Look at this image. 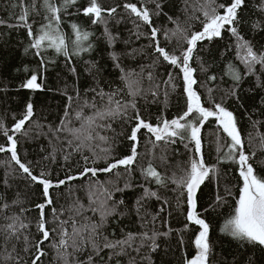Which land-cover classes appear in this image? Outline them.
Segmentation results:
<instances>
[{"label": "snow or ice", "instance_id": "1", "mask_svg": "<svg viewBox=\"0 0 264 264\" xmlns=\"http://www.w3.org/2000/svg\"><path fill=\"white\" fill-rule=\"evenodd\" d=\"M3 11L0 264H264V0Z\"/></svg>", "mask_w": 264, "mask_h": 264}, {"label": "trees", "instance_id": "2", "mask_svg": "<svg viewBox=\"0 0 264 264\" xmlns=\"http://www.w3.org/2000/svg\"><path fill=\"white\" fill-rule=\"evenodd\" d=\"M6 0H0V16H4L6 15L3 11V7L5 5ZM106 3H110L111 0H105ZM24 38V33L20 32V33H16V32H12L11 35L8 34V30L6 29H0V49L4 50V53H8L11 52L12 56L15 57V60L9 59V63H14V64H19L20 60L22 59V57L20 56V49L17 48V44L18 41ZM56 71H59V69H57ZM7 72L4 68V66L2 64H0V79L3 78V75H6ZM13 76L17 75L16 73H12ZM18 82V81H17ZM50 82L54 85L55 84V71L50 73ZM13 96L15 97V99H10L8 101V106H10V108L12 110L15 111H19L20 105L22 104L23 99H25L27 97V92L26 91H22L19 95V97H16V94L13 93ZM58 98H53L51 96H45V95H40L37 98V107L38 109L41 108V106H46V105H52L53 107L55 106L56 100ZM173 103H175V101H173ZM5 106L3 104H0V112H2L3 108ZM175 109L173 108V110L171 112H169V116H171L172 114H174ZM39 114V112H38ZM8 123H11V112H9V120ZM209 127L206 125L205 126V130L203 132V135L205 136L206 139L209 138ZM206 148H207V144H206ZM182 151V149H181ZM259 155V154H258ZM3 157L0 156V159H2ZM213 158H214V154H213ZM215 191V188L213 185H209L208 187L204 188V192L206 194V196L212 195ZM225 214L227 213L228 209L225 208L222 210ZM217 221H214V223H216ZM220 223H222V219L219 221ZM212 238L213 240L217 241V251L219 252L221 249H223V251L225 252V254H227L230 251H234L236 248V243L234 241H231L229 238L227 237H223L219 234L218 230L213 231L212 233ZM178 255V254H177ZM257 257L259 258V253H257ZM173 260H175V257H173Z\"/></svg>", "mask_w": 264, "mask_h": 264}, {"label": "bare ground", "instance_id": "3", "mask_svg": "<svg viewBox=\"0 0 264 264\" xmlns=\"http://www.w3.org/2000/svg\"><path fill=\"white\" fill-rule=\"evenodd\" d=\"M15 99V98H14Z\"/></svg>", "mask_w": 264, "mask_h": 264}]
</instances>
